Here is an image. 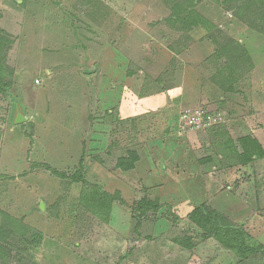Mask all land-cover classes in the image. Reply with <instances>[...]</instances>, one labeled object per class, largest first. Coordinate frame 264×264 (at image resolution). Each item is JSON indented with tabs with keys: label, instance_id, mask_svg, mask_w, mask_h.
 Wrapping results in <instances>:
<instances>
[{
	"label": "rangeland",
	"instance_id": "obj_1",
	"mask_svg": "<svg viewBox=\"0 0 264 264\" xmlns=\"http://www.w3.org/2000/svg\"><path fill=\"white\" fill-rule=\"evenodd\" d=\"M0 12L12 71L0 264H264V0H0ZM51 24L63 44H43ZM58 62L83 63L73 86ZM14 103L28 123L13 124ZM68 113L89 136L64 152ZM76 171L113 202L89 212ZM197 207L262 249L238 257L189 220Z\"/></svg>",
	"mask_w": 264,
	"mask_h": 264
},
{
	"label": "trees",
	"instance_id": "obj_2",
	"mask_svg": "<svg viewBox=\"0 0 264 264\" xmlns=\"http://www.w3.org/2000/svg\"><path fill=\"white\" fill-rule=\"evenodd\" d=\"M194 23V22H193ZM5 55L0 53V94L9 98L11 92V76L12 71L9 68H6L5 65ZM9 73H5V71ZM5 76L8 79H4ZM250 153L254 152L249 149ZM252 154V155H253ZM251 155V156H252ZM74 180L81 183L83 194L81 196V201L87 199L89 201V210L90 212L94 211V208L98 206L100 202L103 204H111L113 202V197L109 196L106 193L101 192L96 188V186L91 185L86 178H84L82 173L75 172L72 176ZM91 193V194H90ZM145 201L141 200L142 212H147L149 210L155 211L156 208L150 207L144 203ZM108 209V207H107ZM189 220L204 231L210 238H213L225 248L231 250L238 257L245 259L255 252L262 249V246L252 240V238L247 235L245 232L236 229L232 225L228 224L227 221L219 214L209 211L204 207L194 208L193 211L189 214ZM36 233V231H34ZM37 235L41 236L37 233Z\"/></svg>",
	"mask_w": 264,
	"mask_h": 264
},
{
	"label": "crops",
	"instance_id": "obj_3",
	"mask_svg": "<svg viewBox=\"0 0 264 264\" xmlns=\"http://www.w3.org/2000/svg\"><path fill=\"white\" fill-rule=\"evenodd\" d=\"M2 15V13L0 12V16ZM42 18V21L41 22H43V19L45 18L46 19V17H41ZM0 30L1 29H3L2 28V25H1V21H2V16L0 17ZM48 21V20H47ZM50 23V22H49ZM35 25V24H34ZM34 25H31V28L29 29V31H31V32H34ZM52 25V24H51ZM36 26V25H35ZM37 28V27H36ZM39 28V27H38ZM43 28H45L44 30H45V34H42V33H40V35L41 36H43L42 37V42H43V44H49V45H59L60 44V42L59 41H56V39H54V37H53V35L55 36V34L54 33H51V32H56L57 33V27L55 26V25H52V26H48V27H42L41 26V28H39V29H43ZM2 31V30H1ZM22 31V34L24 33V31L23 30H21ZM58 31H60V30H58ZM61 33H62V31H61ZM64 34L65 33H62V35H63V38H62V43L61 44H63L64 43V41H65V36H64ZM32 35H34V33H32ZM36 35V34H35ZM60 44V45H61ZM38 46H41V45H38ZM59 59V58H58ZM56 61H60V60H56ZM82 63V62H81ZM80 63V64H81ZM46 63H43V59H41V58H39V60L37 61V68L39 69V71L41 72V73H43V77L41 78V83L43 84V78L46 76V75H48V72L47 71H49V73H52L50 70H49V66H47V64L45 65ZM74 67L73 68H69V69H66V68H64V69H61V64L58 62L56 65H54L53 63H52V71H53V73H54V70H56V73H62L63 75H62V78L64 77V79H62L63 80V82H65V83H69L68 85H74V76H75V72H77L78 70H79V68L81 67V69H82V67H83V63L79 66V64L78 63H74ZM54 66V67H53ZM78 66V67H77ZM39 72V73H40ZM77 73H79V71L77 72ZM106 73V72H105ZM113 75L115 76V73H113ZM84 78V77H83ZM69 79L71 80V81H69ZM84 79H86V78H84ZM82 82V81H81ZM114 84V83H113ZM108 85H112V82H108ZM71 86V87H72ZM12 87V86H11ZM33 88H34V86H33ZM85 88V87H84ZM12 89V88H11ZM70 89H72V88H70ZM112 90H113V88H112ZM113 92H114V94H115V96H114V99H113V104H114V107H111V108H113L114 110H116L117 111V113L119 112V111H121V108H116V106H118L119 104H115V102H114V100L116 99L117 100V98H119L118 96H117V91L114 89L113 90ZM119 101V100H118ZM15 104V103H14ZM18 105H19V107L21 108V110H22V112H23V114L25 115V117L27 118V122L26 123H28L29 122V118H28V116L25 114V112H24V110H23V107L21 106V104H19V103H17ZM84 104L83 105H80V109H82V108H84ZM13 107H14V105H13ZM74 108L76 109V110H79V108L77 107V106H74ZM13 115V114H12ZM118 115H119V113H118ZM65 117H67L65 120H66V126H67V128H64V127H62V126H59V129L57 130V133H56V135L58 134V135H61V136H64V139H65V143H69L68 144V146H70V148H68L67 146H66V148L65 149H63L64 150V152L66 151V150H68V149H71L72 147H75V146H77L79 143V141L81 142V141H83V140H85L86 139V137H88L89 136V129H88V123H87V127H85V125H84V122H86L87 120H85V121H81L80 119H78V117H77V114L76 113H68ZM13 122V121H12ZM26 123H24V124H26ZM14 126V125H13ZM81 146V145H80ZM73 151V155L75 154V156L76 155H78V151H76L75 149H73L72 150ZM61 152H63V151H60V153ZM64 154V153H63ZM62 153L60 154V155H63ZM67 154V153H66ZM65 155H63V157H64ZM67 156V155H66ZM57 172V171H56ZM55 172V173H56ZM77 172V171H76ZM57 173H59V172H57ZM86 178V177H85ZM87 179V178H86ZM87 181L91 184V185H94L95 186V183H91L88 179H87ZM97 188V187H96ZM98 190H100L99 188H97ZM83 194L82 193H80V196H82ZM80 200H81V197H80ZM81 204H83L84 206H85V208L90 212V210H89V206H90V204H89V201L87 200V199H85V200H82L81 201ZM42 206H43V204H42V202L40 201L39 203H38V210L40 211V212H43V208H42ZM92 213V212H91Z\"/></svg>",
	"mask_w": 264,
	"mask_h": 264
},
{
	"label": "water",
	"instance_id": "obj_4",
	"mask_svg": "<svg viewBox=\"0 0 264 264\" xmlns=\"http://www.w3.org/2000/svg\"><path fill=\"white\" fill-rule=\"evenodd\" d=\"M14 105V111H13V124L19 125L23 122L27 121V118L23 114L21 108L15 103Z\"/></svg>",
	"mask_w": 264,
	"mask_h": 264
}]
</instances>
